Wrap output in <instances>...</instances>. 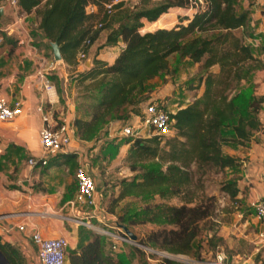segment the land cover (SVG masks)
<instances>
[{"label": "trees", "instance_id": "obj_1", "mask_svg": "<svg viewBox=\"0 0 264 264\" xmlns=\"http://www.w3.org/2000/svg\"><path fill=\"white\" fill-rule=\"evenodd\" d=\"M17 1L22 11H35L38 28L50 42H58L62 58L68 63H72L78 50L86 53L105 28L111 29L106 44L116 45L119 39L124 43L113 63L96 60L94 67L80 74L82 80L92 78L88 90L95 91L90 118H76L73 122L81 140L90 141L108 123L123 122L137 114L139 106L150 99L148 82L169 71L171 56L178 54L181 59L200 63L204 72L198 81L204 86L202 95L170 114L175 133L167 138V148L159 147L163 139L157 136L127 140L128 160L140 164L141 173L122 181L116 198L183 197L180 205L155 203L124 219L171 226L153 232L144 243L157 245L172 255H189L200 222L212 212L208 203L193 200L190 186L195 175L212 167H237L241 160L223 155L222 144L233 141L244 145L252 131L261 127L255 111L264 102V94L256 98L252 87L239 89L260 68L251 46L244 42L243 35L234 32L246 26L249 10H238V0H140V5L133 7L120 0L112 6L111 13L106 12L104 4L113 0ZM91 6L96 11H90ZM172 7L194 11L191 16H180L178 24L165 28L166 21L159 16ZM143 19L149 22L150 31L141 33ZM98 23L100 27L95 26ZM114 23L116 26L112 27ZM214 66L218 67L216 73L210 71ZM229 133L234 138L227 137ZM75 159L72 152L58 154L47 167ZM146 160L148 163L142 164ZM222 190L231 198L239 193L237 182L232 179L223 184ZM0 252L8 264H23L17 246L1 237ZM68 262L118 264L114 254L105 250V238L100 234L82 241L79 249L68 256ZM167 263L174 264L170 260Z\"/></svg>", "mask_w": 264, "mask_h": 264}, {"label": "crops", "instance_id": "obj_2", "mask_svg": "<svg viewBox=\"0 0 264 264\" xmlns=\"http://www.w3.org/2000/svg\"><path fill=\"white\" fill-rule=\"evenodd\" d=\"M124 1L127 5L132 3V0ZM239 6L240 11L249 10L248 22L244 28H241V32L246 43L251 46L253 56L260 60V71L255 70L249 77L255 75L260 78L258 91L255 92L252 89L253 96L259 97L264 94V0H251L250 2L242 0ZM183 10L180 7H174L160 15L159 19L166 21L163 27H169L177 15H186L185 12H181ZM90 11H96V8L91 6ZM14 21H17L16 25L13 24ZM142 22L144 25L149 23L145 19ZM38 24L39 19L35 11L26 13L19 6L12 7L4 0H0V34L3 37L0 46V97H4L10 103L16 100L22 103L20 115L12 120L0 122V237L18 246L24 255L33 256L34 254L36 258V248L31 241V233L34 230H38L45 237L65 235V229H61L55 220V215L58 213L69 214L75 211L83 215L81 218L91 219L94 225H100V223L106 225L113 217L112 213L103 208V194L101 193L103 183L99 179L97 181L94 179L97 209L94 211L80 210L70 205L76 193L75 169L80 157L78 143H71L70 146V149L75 151L72 153L77 154L73 162L34 168L27 164L29 157H38L41 152L38 131L42 127V119L38 106L42 104L45 111L49 110L55 117L63 118L70 123H73L76 118L89 119L90 112L80 111L73 99L74 94L78 93L81 87L89 88V80L80 82L78 76L94 67L96 60L108 64L113 63L124 47L121 39L116 45L106 44V38L111 29L105 28L89 46L83 60L79 58V51L76 52L72 63L62 58L49 76L55 87L53 102L49 103L44 100L46 95L42 92L36 78L35 52L46 58H53V55L50 41L38 28ZM115 26L116 23L112 25V27ZM183 61L189 60L185 58ZM166 72H162L164 78H169ZM162 73L148 82L151 89L149 92L151 100L161 101L162 97L171 94L172 88L175 87L173 81H167L162 87L157 85V79ZM150 85L154 86L151 88ZM203 89V84H200L195 96L185 95L184 100H191L176 110L200 97ZM261 106L264 111V102ZM257 119L264 124V118ZM134 121L132 120L131 124H135L137 120ZM255 132L256 135L258 134V140L254 141L253 135L243 146L228 141L222 144L221 149L223 155L248 159L245 172L240 173L243 181L242 187L246 186V191L242 195L243 201L247 204L264 194V130ZM76 137L79 138L77 134ZM227 137L234 138L230 133ZM245 164L243 162V165ZM83 166L90 172L86 164ZM32 212L41 214L36 215ZM252 221L259 230L257 237H259L260 246L264 247V232L263 237L259 236L264 230V223H260L255 216ZM92 224L91 227H94ZM19 225H23L24 229L20 230ZM86 237L85 242L94 238L89 233Z\"/></svg>", "mask_w": 264, "mask_h": 264}, {"label": "rangeland", "instance_id": "obj_3", "mask_svg": "<svg viewBox=\"0 0 264 264\" xmlns=\"http://www.w3.org/2000/svg\"><path fill=\"white\" fill-rule=\"evenodd\" d=\"M240 1L242 0H238L237 4L238 10H240ZM139 2L140 0H132L129 6L140 5ZM180 8L184 9L181 12H185L186 15H177L174 22L167 28L178 24L180 22V16H191L194 11L192 8ZM139 31L141 33L150 31L148 30V24L145 23L144 25L143 23ZM234 32L237 35H243L241 28L236 29ZM244 42L246 43V40ZM183 60L178 54L171 56L169 58V71L166 72L169 78H164L162 73L160 75L161 77L157 79V85H161V87L167 81H173L175 83L171 94H166L162 97L166 106L173 111L191 100H184L185 95H188L187 97L196 95L199 78L204 74L200 70V63L196 64ZM210 71L216 73L218 67L214 66L210 68ZM257 71H260V69ZM78 78H81L80 75ZM86 80H89V84L93 81L92 78H87L85 80L80 79V82ZM259 80L260 78L258 76L252 75L248 81L241 83L239 89L252 87L257 92L260 86ZM150 86L152 88L154 85ZM94 92L91 88L88 90L83 86L78 90V93L74 94L73 99L80 111L91 113L94 104V98L92 96ZM141 110L142 106H139L136 111L137 114L130 115L123 122L112 121L108 123L90 141L86 142L85 140L77 139V137L72 141V143L79 144L80 157L77 166L86 164L90 168V173L94 179L96 181L99 179L103 183V190L101 192L103 194V208L107 212L112 213L113 217L110 223L105 222L106 225L103 223L94 225L90 221L91 219L81 218L83 215L77 214L75 211L69 212V214L62 212V214L58 213L55 215L58 226L61 229H65L64 236L70 242L66 251L67 260L70 253L79 249L80 243L87 239L86 234L89 233L92 236H95V234L104 236L105 250L114 254L118 264H169L167 260L173 261L174 264H195L196 261L213 259L218 252H222L225 255L226 259L224 264H264V247L260 246L261 243H259V237H257L259 230L252 221L255 214L249 204L243 201L242 196L246 191V186L244 188L242 187L243 181L241 180L242 175L240 173L243 174L248 166V159L246 157L239 158L243 160L244 164L246 163L245 165L241 161L236 168L225 167L220 169L218 167H212L206 169L203 174L195 175L190 186L193 200L194 202L202 200L208 203L211 206L212 212L207 219L200 222L199 232L192 242L193 250L189 255H172L163 251L157 245L144 243L147 241V237L153 232L162 228L169 229L171 226L156 225L150 222H133L135 219H132V221L124 219L131 212L137 211L140 208L152 206L160 202L180 205L183 199L181 196L165 200L160 199L158 196L147 199L137 196H126L119 201L116 199L122 189V181H129L141 173L140 164H134L128 160L129 145L127 144V140L134 139V137H124L120 132L122 125H127L132 120H137V116L140 115ZM255 112L257 118H264V111H262L261 105H259ZM258 130H264L263 123H261V127ZM251 134V136L254 135V141L258 140L259 137L255 131H252ZM167 138H164L160 142V148H167ZM144 162L148 163V160L143 161L142 164H146ZM229 179L235 180L239 188V193L235 198L229 197L222 190L223 184ZM91 224L94 227H91ZM125 229L135 234L138 241H130L128 243L114 239V235L127 238ZM103 231L109 233H104ZM17 248L20 250L18 246ZM20 252L23 256V264H40L34 254L33 256H26L22 250ZM165 254H168L170 257H166Z\"/></svg>", "mask_w": 264, "mask_h": 264}, {"label": "built area", "instance_id": "obj_4", "mask_svg": "<svg viewBox=\"0 0 264 264\" xmlns=\"http://www.w3.org/2000/svg\"><path fill=\"white\" fill-rule=\"evenodd\" d=\"M12 7L18 6L17 0H4ZM120 0L104 4L107 13L112 12V6ZM13 24H17L14 21ZM100 27L101 24L95 25ZM3 42V37L0 34V46ZM79 51V58H85L83 49ZM36 57V78L38 79L42 92L45 93L46 100L49 103L53 102L55 95V87L50 80V74L55 70L57 62L53 58H46L43 55L35 52ZM38 111L41 113L42 127L38 131V143L40 146V156H31L27 159V164L30 167H44L49 160L58 154L75 152L70 149L71 143L76 135V127L74 123H70L63 118L55 117L51 111H45L44 106L40 104ZM22 113V103L18 100L9 102L4 97H0V122L12 120ZM173 112L166 104L159 100H149L144 103L140 115L137 116L135 124L122 125L120 132L124 137H150L157 136L159 138H167L174 135L172 126L173 119L170 114ZM76 193L74 200L70 203L73 207L80 209H97L95 202V181L93 175L88 172L83 165H79L75 169ZM249 206L253 209L255 217L260 223H264V194L250 202ZM33 214H41L40 212H32ZM91 226V225H90ZM20 230L24 229L23 225H19ZM104 233H109L103 231ZM260 237H263V232H260ZM115 240L128 242L130 239L114 235ZM31 241L36 248V255L40 264H69L66 251L69 246V240L64 236L45 237L38 230L31 233ZM132 243V242H131ZM166 257H170L165 254ZM172 257V256H171ZM225 255L222 252L216 253L213 259L196 261L195 264H224Z\"/></svg>", "mask_w": 264, "mask_h": 264}, {"label": "water", "instance_id": "obj_5", "mask_svg": "<svg viewBox=\"0 0 264 264\" xmlns=\"http://www.w3.org/2000/svg\"><path fill=\"white\" fill-rule=\"evenodd\" d=\"M50 45L52 48L53 59L55 61H60L62 59V55H61L60 46H59L58 42H56V41L50 42ZM125 230H126V236L128 239H130L131 241H134V242L138 241L135 234L130 232L128 229H125ZM0 264H8V261L5 259L4 255L1 252H0Z\"/></svg>", "mask_w": 264, "mask_h": 264}, {"label": "bare ground", "instance_id": "obj_6", "mask_svg": "<svg viewBox=\"0 0 264 264\" xmlns=\"http://www.w3.org/2000/svg\"><path fill=\"white\" fill-rule=\"evenodd\" d=\"M97 229V228H96Z\"/></svg>", "mask_w": 264, "mask_h": 264}]
</instances>
